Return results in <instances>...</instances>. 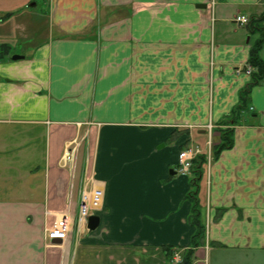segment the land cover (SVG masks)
I'll return each mask as SVG.
<instances>
[{
  "label": "crops",
  "instance_id": "obj_1",
  "mask_svg": "<svg viewBox=\"0 0 264 264\" xmlns=\"http://www.w3.org/2000/svg\"><path fill=\"white\" fill-rule=\"evenodd\" d=\"M252 25L264 29V0H0V264H166L194 233V177L207 252L192 264H264V77L233 148L202 174L176 169L238 105ZM82 179L102 209L95 231L76 233ZM63 215L68 240L46 247Z\"/></svg>",
  "mask_w": 264,
  "mask_h": 264
},
{
  "label": "trees",
  "instance_id": "obj_2",
  "mask_svg": "<svg viewBox=\"0 0 264 264\" xmlns=\"http://www.w3.org/2000/svg\"><path fill=\"white\" fill-rule=\"evenodd\" d=\"M251 27V31L256 30L260 33L259 40L251 47L249 51L248 65L254 70V72L251 74L250 82L239 93L238 105L234 108V110H232L231 113L224 116L222 120L218 122V141L211 147L212 161H216L222 152L231 150L233 148L234 126L238 123V116L247 107L251 88L264 77V62H262V60L259 58V51L264 44V29L262 27L257 28V25H252ZM205 164V155L197 156L192 162L191 173H194L195 175L202 174L203 166ZM197 182V179L194 177L191 181V184H193V190L187 196V199L191 203V211L188 217V223L194 229V233L191 236L188 249L182 255L181 264H192L194 250L201 247L205 239V226L198 200V190L196 188L198 185ZM222 212H224V210H220L217 218H219ZM165 254L166 256L171 254L170 248L165 250Z\"/></svg>",
  "mask_w": 264,
  "mask_h": 264
},
{
  "label": "built area",
  "instance_id": "obj_3",
  "mask_svg": "<svg viewBox=\"0 0 264 264\" xmlns=\"http://www.w3.org/2000/svg\"><path fill=\"white\" fill-rule=\"evenodd\" d=\"M235 21L240 24H246L247 20L245 17H236ZM211 125H208L207 129L211 131ZM199 153L197 149H186L181 152L178 156V163L181 167L182 172H187L190 168L192 159ZM76 158V151L74 147L66 148L62 157L63 165H71L74 163ZM102 203V191L100 188H92L90 191L85 189L82 191L81 204L77 216V225L81 227L87 221L88 216L94 211H98L101 208ZM68 223L67 217L64 216L61 219L55 221L51 227L45 230L47 240L51 241L54 239L64 240L68 234ZM181 257L176 254L172 257L170 264H179Z\"/></svg>",
  "mask_w": 264,
  "mask_h": 264
},
{
  "label": "water",
  "instance_id": "obj_4",
  "mask_svg": "<svg viewBox=\"0 0 264 264\" xmlns=\"http://www.w3.org/2000/svg\"><path fill=\"white\" fill-rule=\"evenodd\" d=\"M204 8V6H203ZM22 57L21 56H13L12 57V61H17V60H21ZM172 173V172H171ZM99 223H100V219L98 216H90L88 218V221H87V229L88 231H95L98 226H99ZM57 242H59V240H56Z\"/></svg>",
  "mask_w": 264,
  "mask_h": 264
},
{
  "label": "rangeland",
  "instance_id": "obj_5",
  "mask_svg": "<svg viewBox=\"0 0 264 264\" xmlns=\"http://www.w3.org/2000/svg\"><path fill=\"white\" fill-rule=\"evenodd\" d=\"M42 9V13L44 12V14L43 15H45V10L43 9V8H41V7H38L36 10H34V12L35 11H38L39 13H40V10ZM258 27H260L259 25L257 26V28ZM218 130H219V128H218V123L216 124V127H213V129H212V135H214V134H218L219 135V132H218ZM211 142H212V139H211ZM213 142H212V146H213ZM211 154V153H210ZM218 213H220V210H218ZM75 224V223H74ZM72 226H74V225H72ZM70 227V228H69ZM67 228H69V229H71V226L70 225H68V227ZM205 252L204 253H206L207 252V248L204 250ZM204 261L206 262V254H204Z\"/></svg>",
  "mask_w": 264,
  "mask_h": 264
}]
</instances>
